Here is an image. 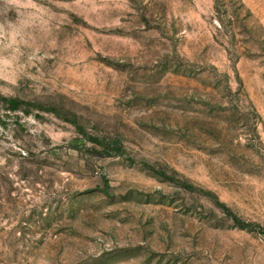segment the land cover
Returning a JSON list of instances; mask_svg holds the SVG:
<instances>
[{
	"label": "rangeland",
	"instance_id": "1",
	"mask_svg": "<svg viewBox=\"0 0 264 264\" xmlns=\"http://www.w3.org/2000/svg\"><path fill=\"white\" fill-rule=\"evenodd\" d=\"M0 97V264H264V0H0Z\"/></svg>",
	"mask_w": 264,
	"mask_h": 264
},
{
	"label": "trees",
	"instance_id": "2",
	"mask_svg": "<svg viewBox=\"0 0 264 264\" xmlns=\"http://www.w3.org/2000/svg\"><path fill=\"white\" fill-rule=\"evenodd\" d=\"M0 101L3 103L4 107L10 111L18 110L22 104H26L24 101L9 97H0ZM232 220L238 227L243 226V223H241V221H239L236 217H232Z\"/></svg>",
	"mask_w": 264,
	"mask_h": 264
}]
</instances>
